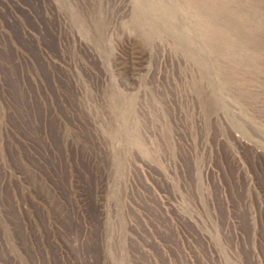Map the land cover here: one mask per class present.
<instances>
[{
  "label": "rangeland",
  "instance_id": "1",
  "mask_svg": "<svg viewBox=\"0 0 264 264\" xmlns=\"http://www.w3.org/2000/svg\"><path fill=\"white\" fill-rule=\"evenodd\" d=\"M0 264H264V0H0Z\"/></svg>",
  "mask_w": 264,
  "mask_h": 264
},
{
  "label": "bare ground",
  "instance_id": "2",
  "mask_svg": "<svg viewBox=\"0 0 264 264\" xmlns=\"http://www.w3.org/2000/svg\"><path fill=\"white\" fill-rule=\"evenodd\" d=\"M191 38V37H190Z\"/></svg>",
  "mask_w": 264,
  "mask_h": 264
}]
</instances>
